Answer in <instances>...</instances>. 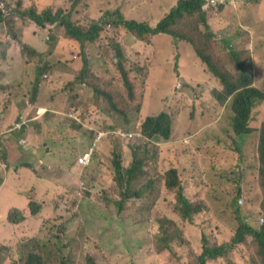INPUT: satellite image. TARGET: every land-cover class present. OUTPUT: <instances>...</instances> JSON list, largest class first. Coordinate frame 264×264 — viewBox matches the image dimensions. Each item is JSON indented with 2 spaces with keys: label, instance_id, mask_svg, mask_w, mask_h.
Here are the masks:
<instances>
[{
  "label": "rangeland",
  "instance_id": "rangeland-1",
  "mask_svg": "<svg viewBox=\"0 0 264 264\" xmlns=\"http://www.w3.org/2000/svg\"><path fill=\"white\" fill-rule=\"evenodd\" d=\"M74 1L70 0L64 5L70 8ZM95 1L85 0L86 6L80 13L81 26L86 30L97 24L106 12L116 10L127 20L148 21L151 24L177 0ZM245 2L230 6L233 8L231 13L236 22L250 28L244 8L239 7ZM2 4L12 8L13 16L7 18V22L13 19L17 30L23 29L24 41L36 44L38 40L43 47L54 44L55 38L50 30L57 24L46 22L47 26L43 28L31 17L19 14L21 10L17 8L31 7L32 0H0ZM59 4L60 0H55L53 7ZM250 7L255 10V0L252 5L250 2L247 4L249 10ZM259 16L264 21V15ZM113 22L109 25L103 23L100 38L86 48L90 61L87 80L79 82L78 73L68 74L56 67L48 68L40 78L43 72L39 74L37 69L44 64L38 63L37 57H28L36 62L26 66L21 73L25 78L20 94L14 101L9 122L5 115H0L1 161L3 159L8 166L6 168V164H0L2 187L11 178L0 208L7 212L12 205L29 213L28 204L34 201L45 210L40 226L30 218L26 225L27 235L22 239L4 230L5 243H0V264H25L29 251L38 252L46 264H62L65 260L71 261V264H90L88 257L96 259L97 264H195L202 252L204 235L210 246L230 243L238 226L235 211L225 205L228 195L218 200L214 190L205 194L208 185L219 183V180L213 182L217 176H207L213 174V169L219 172L230 168L235 170L230 173L236 179L232 198L238 186L250 193L248 199L240 197L244 199L243 203L238 199L247 222L259 226L260 218L264 217L257 208L264 199V181L256 152L259 132L245 139L235 134L230 105H221L213 96L214 91L221 87L223 89V86L207 74L194 52L193 41L189 39L197 37V33L193 30L178 43L175 40L173 43L169 35L159 34L148 45L137 41L124 30L119 31ZM211 23L218 33L225 27V24L219 26L213 19ZM4 26L0 24V60H11L12 66L24 60L8 58L6 50L13 49L14 55L16 42L9 36L4 39L1 34L2 31L6 34L1 29ZM194 27L188 25V28ZM199 31L205 33L206 26L199 23ZM19 34L18 38H21V32ZM217 41L219 44L214 40L210 51L218 66L215 70L229 71L237 79L242 71L239 64H251L257 87L264 91V52L250 54L234 47L233 54L227 52V56L222 57L218 55L220 49L229 51L231 44H228V48L223 37ZM116 43H123V53L131 61L129 68H134L138 63L145 68L143 73H133L131 76L135 86L138 84L134 98L128 96L126 88L117 95L125 108L124 113L109 110L104 96L99 93L100 90L108 91V85H111L113 101L115 94L123 89L117 83V78L125 87L114 61ZM72 45L79 53V46L75 42ZM53 80L65 81L56 89L51 85ZM179 80L185 85L181 91L176 90ZM4 82L12 85L6 79ZM162 112H168L172 119V135L168 141L151 140L153 145L150 150L160 154L159 159L152 162L153 169H160L162 173L171 166L182 169L186 196L192 201L199 197L198 194L207 195L210 210L196 216L194 222L183 220L174 212L165 192L155 203H152V198L136 200L123 210H119L115 204L120 196L114 180L113 153H121L123 167L130 168L133 164L130 148L149 141L138 138L136 133L148 116H158ZM25 116L30 119L27 128L17 134L12 127ZM254 125L263 127L264 107L256 114ZM102 132L106 136L98 144L90 168L82 173L77 159ZM129 132H134L136 138L118 136L119 133ZM4 133L7 134L2 137ZM152 153L150 156H153ZM40 161L45 163L41 168ZM206 167L207 172L204 171ZM11 168L17 172L16 175L10 176ZM26 168L45 179L46 187L36 186L32 179L34 175ZM16 189L21 195H17ZM169 198L173 200L172 196ZM208 213L211 218H208ZM164 219L174 221L166 239L168 245H165V248L172 250L173 258L164 247L161 248L164 249L162 253H158L155 245V241L162 242L157 235L160 220ZM221 220L227 221L230 226L221 224ZM218 225H221L222 231L217 229ZM32 236L33 239L30 238ZM55 241H58L57 249L53 248ZM26 245H30V248L24 252ZM240 247L246 246L243 244ZM179 254L182 259L175 263L174 259H178ZM234 258L240 264L245 262L243 254L238 251L234 253ZM229 260L221 259L209 264H228Z\"/></svg>",
  "mask_w": 264,
  "mask_h": 264
},
{
  "label": "trees",
  "instance_id": "trees-1",
  "mask_svg": "<svg viewBox=\"0 0 264 264\" xmlns=\"http://www.w3.org/2000/svg\"><path fill=\"white\" fill-rule=\"evenodd\" d=\"M204 1L205 0H179L177 5L171 10L169 9L161 22L154 28L146 23L127 20L119 10H116L106 13L100 22L93 25L89 30H86L82 28L80 18V13L85 7V0H75L73 3L71 2L70 8L64 5L67 4L65 0H60V4L56 7H53L55 0H32L31 5H33V9L23 10L19 7L17 8L21 10L19 14L22 17H31L39 25L43 26V28H46V22L57 24L50 30L55 41L51 47H48L45 53H38L22 41H19V44L26 58L38 57L39 59L37 62H42L44 64L42 68L37 69L39 74L43 72L40 78L48 68L56 67L70 71L68 74L74 75V72L78 73L77 81L84 82L87 80L86 78L89 74L88 68L90 67L86 48L91 44H95L100 38L103 23L109 25L110 22L114 21V26L119 28V30H125L139 41L148 44H151L152 38L159 34H167L178 43L194 30L198 36L189 39L193 41V45L196 49L195 52L199 60L205 68L220 79L224 86L222 90L214 91L213 95L220 103L227 100L231 101L228 105H230L231 112H233L232 122L235 134L245 139L259 132L256 152H258L257 159L259 161V167H261L260 175L262 181H264V125L263 127L254 125L256 114L264 107V92L253 86L254 76L249 72L242 71L240 76L235 79L228 71L225 73L219 69L215 70L218 66L214 63L215 56L210 53L213 48L214 33L209 26V18H211L213 14H208V12L202 9ZM40 12L43 13L40 14ZM4 20V15L0 11V22ZM5 21L9 28L15 25L13 19L8 22L7 19ZM199 23L206 26L207 31L205 33L199 31ZM188 25H195V27L188 28ZM14 38L17 37L14 36ZM74 42L79 46V53H76L72 45ZM227 47L229 48L228 45ZM230 47L231 49L229 51L220 49L218 55L225 57L223 54L227 55V52L233 54L234 46L230 45ZM114 48V61L117 64L125 87H123L120 78H117V83L121 85L123 89L115 94V99L113 101L110 94L112 90L111 85H108V91L100 90L99 93L104 96V100L108 103L107 107L109 110L117 113H124L125 108L118 101L117 95L126 88L128 96L134 98L138 84L136 83L135 86L131 76L133 73H143L145 68L141 67L140 64H137L134 68H129L128 64L130 61L123 53L120 43H116ZM34 62L36 61H25L23 70L26 69V66H31ZM21 73L22 72L17 74L15 78H13V81H23L25 77L21 76ZM0 78H2V84H0V115H5L9 122L10 113L14 111V101L20 94L21 86L5 83L6 73L1 67ZM37 110L39 111V109ZM172 126V119L168 112H162L158 116H148L142 123L139 131L142 132L144 136L143 140L149 141L139 145L134 144L130 148V160L133 164L128 169H125L122 165L121 160L123 158L121 153H113V167L116 172L114 180L117 193H119L120 196L119 202L115 204L119 210H123L127 204H133L136 200L152 198V203H155L162 193L165 192L168 194V199L172 203L171 205L173 206L174 212L180 215L183 220L194 222L196 216L205 211L209 212L210 208L207 205V195L198 194L199 197L192 201L186 196V182L181 171L182 169L171 166L167 167L164 173H162L160 169H153V163L159 159L160 154L157 151L152 153L150 150V146L153 145L151 140L168 141L172 135ZM6 134L7 133L2 134V137ZM118 136L120 135L118 134ZM138 151L141 153L139 154ZM150 152L153 156H150ZM39 163L40 168L45 165L43 161ZM89 168L90 167H87L85 169L88 170ZM204 171L207 172L208 168H204ZM234 172L235 170L233 171L231 168L222 172L213 169V174L207 176H217L213 179V182L215 183L219 180V183L217 185H208L205 191V194L207 191H216L219 198L218 200L228 195L225 205L227 208L235 211V218L238 221V226L233 234L232 241L226 244L220 243L210 246L209 240L204 235L202 252L197 256L195 264H209L212 261L220 262L221 259L228 258H230L228 264H240V262L235 261L234 258V253L236 251L243 254L245 258L244 264H264V221L261 220L262 218L264 219V217L260 218L259 226H254L246 221L247 217L244 216L241 206L238 204V199L240 197L248 199L250 193L238 186L235 187L232 198V190L236 179L231 177L230 173ZM31 173L35 174L34 170H31ZM1 182L2 180L0 184ZM169 196H172V201ZM239 200L244 202L243 198ZM29 207L33 215H39V212L42 210V205L34 201L30 202ZM257 208L260 210L261 214L264 215V199L263 203L260 202L257 205ZM207 216L211 218L210 213H208ZM9 220L11 223L16 224L26 220V216L20 210L14 209L9 214ZM43 220L44 218H42V221ZM173 224L174 221L169 219L160 220V232L157 237H160L162 242L159 243L155 241L156 248L159 250L158 253H162L164 249L161 250V248H165V245H168L166 239ZM221 224L227 227L230 226V223L224 220H221ZM217 229L222 231L221 225H218ZM30 238L33 239L34 237ZM243 244L246 246L245 248L240 247V245ZM56 246H58V241H55L53 248L57 249ZM29 248L30 245H26V247H24V252ZM165 249L170 252V257L173 258L170 247ZM28 255L25 264H46L44 258L38 252L29 251ZM88 260L90 264H97L96 259L93 257H88ZM62 264H71V261L65 260Z\"/></svg>",
  "mask_w": 264,
  "mask_h": 264
},
{
  "label": "clouds",
  "instance_id": "clouds-1",
  "mask_svg": "<svg viewBox=\"0 0 264 264\" xmlns=\"http://www.w3.org/2000/svg\"><path fill=\"white\" fill-rule=\"evenodd\" d=\"M208 1L209 0H205L204 1V4H203V6H202V9L204 10V11H206V12H208V14H213V12L214 11H219L220 9H225V8H228V7H230V6H233L234 4H237V3H242V2H245V1H248V0H243V1H240V2H236V3H233V4H229V5H217V7H212V8H210L209 10H205L204 9V6L208 3ZM179 2V0H177L176 2H175V5L174 6H172L171 8H170V10L173 8V7H175L176 5H177V3ZM66 3H70V0H68ZM85 6H86V3H85ZM31 7H33V5H31ZM31 7H27V8H23V10H27L28 8H31ZM85 8V7H84ZM122 10H123V12H125L124 11V9L122 8ZM0 11L3 13V15H4V19L6 20L7 18H9V17H12L13 16V10H12V8H8V6H6L5 4H2V5H0ZM106 13H108V12H106ZM105 13V14H106ZM126 13V12H125ZM104 14V15H105ZM104 15L98 20V22H100L101 21V19L104 17ZM166 14H164L162 17H161V19L158 21V20H155L154 22H152L151 24L147 21H145V22H141V23H146V24H148L150 27H152V28H154V27H156L160 22H161V20L164 18V16H165ZM14 19L16 18V19H18V17H13ZM212 18V17H211ZM82 19V18H81ZM126 19V18H125ZM2 21V22H0V24H3V25H5L3 28H1L2 30H4L5 32H6V34L4 35L3 34V31H2V35L6 38L7 36H9L10 38H12L13 39V42H16L15 43V45H14V50H15V54L13 55V57L12 58H14V59H17V60H24L23 62H16V63H14L13 65H12V67H11V69H12V79L10 80V82H11V84L12 85H14V86H17V85H20L21 86V83H22V80L21 81H19V82H15V81H13V78H15V76L17 75V74H19L20 72H22V70H23V65L25 64V61H30L29 60V58L27 57H25L24 55H23V52H22V48H21V45L19 44V41H22L24 44H26V45H28V46H30L31 48H33L34 50H36L38 53H45V52H47V50H48V46L47 47H45L46 48V51H44V52H41L40 50H39V48L35 45V43H33V42H30V41H28V40H26V41H24V35H23V33H22V30H20V31H18L17 30V26H16V23H15V25L13 26V27H11V28H9L8 26H7V24H6V21ZM132 21H137V20H135V19H132ZM137 22H139V21H137ZM210 26V25H209ZM55 27V26H54ZM53 27V28H54ZM9 30H11L10 32H9ZM121 30V29H120ZM119 30V31H120ZM118 31V32H119ZM125 31V30H124ZM8 32V33H7ZM19 32H21V38H18V35H20L19 34ZM127 34H129V35H131L129 32H127V31H125ZM120 35V34H119ZM118 35V36H119ZM164 35H167V34H164ZM14 36H16L17 38H14ZM132 37H134L133 35H131ZM157 36V35H156ZM155 37V36H154ZM154 37L152 38V43H153V40H154ZM4 38V39H5ZM137 41H139L136 37H134ZM4 39H2V40H4ZM139 42H142V41H139ZM172 42H174V39H173V41ZM151 43V44H152ZM42 44V43H41ZM122 44L123 43H120V45H121V47H122ZM151 44H148V45H151ZM192 46V45H191ZM193 47V46H192ZM0 49H1V40H0ZM193 49V48H192ZM195 47H194V52H195ZM6 52H7V50H6ZM195 54H196V52H195ZM128 58V57H127ZM39 58L37 57V60H38ZM128 60L130 61V59L128 58ZM131 62V61H130ZM139 64V63H138ZM250 65L251 64H247V63H245V62H241L240 64H239V67L240 68H242V71H245V72H252L251 74L254 76V82H255V84H253V86L254 87H256V88H258L257 87V81H256V76H255V70H253L251 67H250ZM65 70V69H64ZM67 73H69L70 71H68V70H65ZM241 71V72H242ZM223 72H225L226 73V70H224ZM229 72V71H228ZM230 73V72H229ZM45 77H47V75L45 76ZM217 78V77H216ZM219 81H220V79L219 78H217ZM63 81H65V80H53V83L51 84V85H54L55 87H56V89L60 86V84L63 82ZM179 83H181L182 84V86L180 87V88H178V84ZM220 83H221V81H220ZM0 84H2V78H0ZM221 85H222V83H221ZM184 82L183 81H178L177 83H176V90H178V91H181L183 88H184ZM223 86V85H222ZM224 87V86H223ZM259 89V88H258ZM217 90H222V87L221 88H218ZM261 90V89H260ZM216 91V90H215ZM264 92V91H263ZM214 96V95H213ZM231 101L230 100H227V101H225V102H223V103H220L221 105H224V104H226V105H228L229 103H230ZM35 108H37V107H35ZM28 120H30V119H28V117L27 116H25V117H21L20 119H18V121H16L15 123H14V125H13V130H16V132H17V134H19V132H21V131H23L25 128H27V125H28ZM11 128V129H12ZM134 132H129V133H119V137L120 138H133L134 137ZM137 135V137L138 138H141V139H143V134H141L140 133V131H138L137 133H136ZM131 135H133V136H131ZM106 136V134L104 133V132H102V133H99V136L97 135V137H96V140H95V142H94V144L90 147V148H88L86 151H84L79 157H78V159H77V166H79L80 167V169L83 171L85 168H87V167H89L91 164H92V162H93V158H94V154H95V151H96V148H97V146H98V144H101V142L100 141H102V139L104 138ZM136 136L134 137V138H136ZM185 144H190V143H188V142H185ZM93 149V154H92V158H91V162L88 164V165H82L81 164V162H80V160L87 154V153H89L91 150ZM1 151H2V143H1V141H0V164L2 165L3 163L4 164H6L5 162H3V159H2V161H1ZM8 166H7V164H6V168H7ZM51 166H48V168H50ZM27 169V172H31V169L30 168H26ZM10 176H12V175H16L17 174V172L14 170V169H10ZM34 175V177L32 178V179H34V181H35V184H36V186H39L38 185V182H40L41 183V187H43V188H45L46 187V185H45V183H44V181H45V179H43V178H41V177H39L36 173L35 174H33ZM32 177V176H31ZM10 181H11V178L9 179V181H6L5 182V184L3 185V187H2V184L0 185V193H1V191H2V189L4 188V186H6L5 187V189H4V191H3V196H2V202L4 203V199H5V197H6V193H7V188L9 187V185H10ZM81 184V183H80ZM15 192L17 193V195H21V194H19L18 192H17V189L15 190ZM44 198H45V196H43ZM240 203H243V201L241 200L240 201ZM30 204V203H29ZM29 204H28V208H29V213L27 212V216H26V220H23L22 222H18V223H16V224H13V223H11L10 222V220H9V214H10V212H12L14 209H18V210H20L22 213H24L25 214V212L24 211H26V210H22V209H19V208H14L13 206L11 207V208H9V210L6 212V216H5V218H3V220L6 222V224H8V225H10V226H20V225H22V224H24V223H26V225H27V223L30 221V218L33 220V221H36L37 223H38V225L37 226H40L41 225V223H42V218H43V212L45 211H43V208H42V210L39 212L40 214L39 215H33L32 213H31V209H30V207H29ZM1 212H5V210L4 209H2V208H0V213ZM1 220H2V218H1V215H0V222H1ZM262 221H264V219L262 218L261 219ZM26 225H25V229L24 230H22V231H20L19 232V234H18V236L21 234L22 236H20L19 238L20 239H22V238H24V236L25 235H27L26 234V231H27V227H26ZM32 237H34V236H32ZM181 259H182V256L179 254L178 255V259H174V261H175V263H177V262H180L181 261Z\"/></svg>",
  "mask_w": 264,
  "mask_h": 264
},
{
  "label": "crops",
  "instance_id": "crops-1",
  "mask_svg": "<svg viewBox=\"0 0 264 264\" xmlns=\"http://www.w3.org/2000/svg\"><path fill=\"white\" fill-rule=\"evenodd\" d=\"M101 2V0H96L95 3H99ZM250 2V4L252 5L254 0H248L245 3L241 4L239 7H243L244 8V16L245 18L248 19L249 23H250V28L249 27H245L242 24H240L239 22H236L233 18H232V9L231 7L225 8V9H220L218 12L214 11L213 12V16L212 18H209V25L212 28L213 25L211 23V20H215L217 22V24L219 26H222L223 24H225L224 29H222L221 31H219V33L216 31V29L213 27V33H214V37L213 39L218 43L217 40L219 39H223L226 40L225 41V45L231 44L234 47L239 48L242 51H247L250 52V54L252 53H256V54H260L262 52H264V41H263V37H264V21L263 19L260 18L259 14L264 15V0H255L256 3V8L251 9L247 8V4ZM175 4H173L172 6H174ZM171 6V7H172ZM168 7L166 9V11L164 13H162V15L160 16V18H158L157 20L159 21L161 19V17L171 8ZM23 31V29H21ZM23 33V32H22ZM5 38V37H4ZM173 41V39H171ZM174 43V42H173ZM219 44V43H218ZM39 50L41 52L46 51V48L43 47V45L41 44V42H39L37 40L36 44H35ZM7 53L9 54L8 58L13 57L12 53H13V49H7ZM225 57L227 56L226 54ZM0 67L5 71L6 73V82H9L12 79V69H11V60L7 59V61H5L4 59L0 60ZM205 67V66H204ZM206 72L208 75H210L213 79H215V81H218L220 83V81L216 78V76L214 75V73L210 72L207 68H205ZM33 138H36L32 135ZM38 185L41 186V183L38 182ZM6 186H4V188L2 189L1 193H0V202H2V196H3V191L5 189ZM10 208L12 207L9 206ZM25 212V215L27 216V212ZM1 222H0V243H5L4 241V230L8 231L11 235H14L16 237H20L22 236L21 234L18 236L19 232L25 229V225L26 223L20 225V226H10L8 224H6V222L3 220V218H5L6 216V212H1ZM8 236V233H7Z\"/></svg>",
  "mask_w": 264,
  "mask_h": 264
},
{
  "label": "built area",
  "instance_id": "built-area-1",
  "mask_svg": "<svg viewBox=\"0 0 264 264\" xmlns=\"http://www.w3.org/2000/svg\"><path fill=\"white\" fill-rule=\"evenodd\" d=\"M240 1L243 0H209L208 3L204 6V9L209 10L212 7H217V5H229ZM181 86L182 84L179 83L178 88H180ZM92 154H93V149L80 160L81 164L84 166L88 165L91 162Z\"/></svg>",
  "mask_w": 264,
  "mask_h": 264
}]
</instances>
